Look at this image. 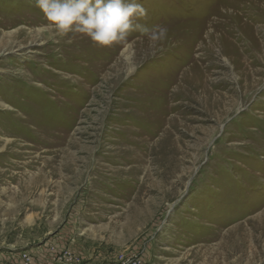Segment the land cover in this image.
<instances>
[{
    "label": "rangeland",
    "instance_id": "obj_1",
    "mask_svg": "<svg viewBox=\"0 0 264 264\" xmlns=\"http://www.w3.org/2000/svg\"><path fill=\"white\" fill-rule=\"evenodd\" d=\"M137 2L96 47L0 0V264H264V0Z\"/></svg>",
    "mask_w": 264,
    "mask_h": 264
},
{
    "label": "clouds",
    "instance_id": "obj_2",
    "mask_svg": "<svg viewBox=\"0 0 264 264\" xmlns=\"http://www.w3.org/2000/svg\"><path fill=\"white\" fill-rule=\"evenodd\" d=\"M35 6L57 36L81 34L96 47H110L124 41L139 27L133 24V18L147 15L137 0H35ZM166 31L164 28L153 30L150 38L156 40Z\"/></svg>",
    "mask_w": 264,
    "mask_h": 264
},
{
    "label": "built area",
    "instance_id": "obj_3",
    "mask_svg": "<svg viewBox=\"0 0 264 264\" xmlns=\"http://www.w3.org/2000/svg\"><path fill=\"white\" fill-rule=\"evenodd\" d=\"M26 261H27V260H26ZM26 261H24L22 264H27L28 262L26 263Z\"/></svg>",
    "mask_w": 264,
    "mask_h": 264
},
{
    "label": "bare ground",
    "instance_id": "obj_4",
    "mask_svg": "<svg viewBox=\"0 0 264 264\" xmlns=\"http://www.w3.org/2000/svg\"><path fill=\"white\" fill-rule=\"evenodd\" d=\"M119 153V152H118ZM118 159V158H117Z\"/></svg>",
    "mask_w": 264,
    "mask_h": 264
}]
</instances>
